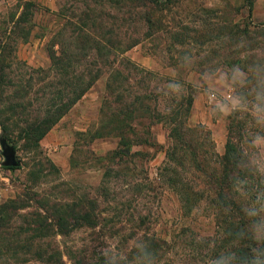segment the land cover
<instances>
[{"label": "rangeland", "instance_id": "rangeland-1", "mask_svg": "<svg viewBox=\"0 0 264 264\" xmlns=\"http://www.w3.org/2000/svg\"><path fill=\"white\" fill-rule=\"evenodd\" d=\"M241 39L248 47L237 51ZM0 45L13 60L0 69L14 83L0 86V121L18 79L31 121L43 120L58 91L86 89L37 142L17 134L8 142L0 130V208L18 202L0 215V264H56L55 247L61 264L106 248L122 262L144 236L167 243L155 264H207L224 222L243 216L222 208L208 176H223L216 156L228 142L238 153L258 129L214 117L202 73L264 55V0H0ZM61 53L69 61L54 65ZM170 82L181 98H169ZM3 142L15 171L4 166ZM74 204L92 206L95 228L38 237L36 216L52 225L54 207Z\"/></svg>", "mask_w": 264, "mask_h": 264}, {"label": "clouds", "instance_id": "clouds-1", "mask_svg": "<svg viewBox=\"0 0 264 264\" xmlns=\"http://www.w3.org/2000/svg\"><path fill=\"white\" fill-rule=\"evenodd\" d=\"M237 51L246 49L241 39ZM191 64V57L185 55ZM211 87H205L206 96L212 101L211 111L216 118L238 117L253 124L258 131L244 137V147L234 157V170L229 176L230 199L240 204L246 220L243 227L229 232L230 244L226 250L212 256L207 264H264V55L243 65L233 64L227 70L212 69L202 73ZM183 88L169 83V98H181ZM248 251L240 252L243 244ZM106 264H117L109 249H102ZM139 264H155L150 252L142 249Z\"/></svg>", "mask_w": 264, "mask_h": 264}, {"label": "trees", "instance_id": "trees-1", "mask_svg": "<svg viewBox=\"0 0 264 264\" xmlns=\"http://www.w3.org/2000/svg\"><path fill=\"white\" fill-rule=\"evenodd\" d=\"M249 1L250 6L252 7L253 0H247ZM4 48L0 45V53L1 50ZM51 61L54 63V65H59L64 62L69 61V57L65 56L64 53H61V57H51ZM13 64V60L10 56V54L2 55L0 56V67H3L5 69H11ZM69 69L67 66L62 67V70L66 71ZM63 71V73H64ZM12 75L10 72L9 74L3 73V71L0 69V86L6 84V85H12L13 87V81H10L9 79ZM18 86V91L13 94V99H15V102H10L9 106L5 109V118L1 119L0 121V130L3 133V137L8 142H13L12 135L17 134L19 139L24 140H30L33 142L39 141L41 138H43L47 132L64 116L68 113V111L71 109V106L75 104L76 101L80 99V97L83 95V93L86 91V89L78 88V90H71V93H67L62 91H58L55 95V98L51 99V104L49 105V110L46 112L45 117L43 120L36 121V120H29L27 116H24V112L26 109V106H28L23 99L27 98L29 88L23 86V81L18 79L16 84ZM70 84L67 82L66 87H69ZM4 89V88H2ZM1 93H6L5 90H1ZM69 95H71L69 97ZM3 112H0L2 114ZM25 127V128H22ZM23 137V138H22ZM34 137V138H33ZM174 152L172 153V155ZM237 153L235 152L233 146L230 144V142L227 143V150L223 157L216 156V159L218 162H220L222 166V177L217 178L214 174L209 175L208 179L212 183L214 181V186L211 188L213 192H217V196L219 201L224 205L222 208H227L229 211L233 212H240V209L236 206L234 201L228 200L226 195L224 194L225 191L230 190V184H229V176L232 174L234 170V157ZM170 155V157H172ZM186 155V154H184ZM173 159V158H172ZM176 162V160H175ZM10 171H15L16 168H6ZM171 176L168 178V182L175 188L176 184L178 183L176 181V178H174L175 172L171 169L167 170ZM104 178H108L107 175H105ZM221 181V182H220ZM183 185V179L179 175V194L183 196V200L187 203L190 201L188 193L183 191L181 187ZM18 204V202H11L3 207L0 208V215L7 214L8 211L15 208V206ZM42 211L44 213H48L49 211L46 210L45 206H40ZM92 206L88 208H83L78 205H68L66 207L56 208L54 207V210L52 213L53 216L51 218L52 225H48L47 220L44 218L41 219V216H36L37 219L35 221V230L34 232L37 233L38 237H42L43 232L51 231L56 236H62L63 238H67L73 233L76 229L82 228V227H89V228H95L98 224L96 216L93 214V210L91 208ZM221 207V206H220ZM229 221V220H228ZM225 228L223 231V236L219 237L215 243V250H213L212 255L218 254L220 251L226 250V248L230 244V238L227 235L229 232L235 231L240 227H243L246 223V220L243 216H240L238 219H232L229 222H224ZM48 225V226H47ZM138 247L137 249L133 250L129 253L127 260L131 261L129 263H126V261H117V264H139L138 256L140 255V252L142 249L147 250L152 254V256L160 260L159 256L163 254V249H167V243L166 241L159 240V238L155 236H147L142 237L140 241L138 240ZM249 245L247 243L243 244L241 248L239 249L240 252H247ZM25 252H28V250H25ZM77 256V253L74 251L73 253L69 254V258L73 261L72 264H106L105 257L101 255V253L94 252L92 255H89L88 257L80 258L78 261L74 260V255ZM45 253L43 252V256ZM158 256V258H157ZM38 257H41V252H38ZM62 252L59 251L57 247L53 250L52 255L50 256L49 260L54 261V263L61 264L62 262ZM117 259H119L117 257Z\"/></svg>", "mask_w": 264, "mask_h": 264}, {"label": "water", "instance_id": "water-1", "mask_svg": "<svg viewBox=\"0 0 264 264\" xmlns=\"http://www.w3.org/2000/svg\"><path fill=\"white\" fill-rule=\"evenodd\" d=\"M1 146L5 158L4 166L6 168H15L18 163L15 160V152L13 147L5 142H3Z\"/></svg>", "mask_w": 264, "mask_h": 264}]
</instances>
